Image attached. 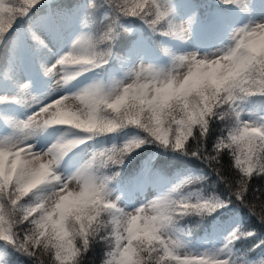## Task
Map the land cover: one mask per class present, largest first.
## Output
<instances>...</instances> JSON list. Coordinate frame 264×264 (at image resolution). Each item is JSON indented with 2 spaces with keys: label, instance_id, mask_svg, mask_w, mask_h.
<instances>
[{
  "label": "snow or ice",
  "instance_id": "snow-or-ice-1",
  "mask_svg": "<svg viewBox=\"0 0 264 264\" xmlns=\"http://www.w3.org/2000/svg\"><path fill=\"white\" fill-rule=\"evenodd\" d=\"M221 2L250 10V0ZM177 7L174 0H0V44L12 37L0 105L33 109L26 119L8 121L12 133L0 139V264H15L14 253L32 264H84L97 245L105 247L101 264H264V256L253 260L239 252L236 242L256 232L229 207H246L264 225V204L257 212L246 194L253 173L264 175V53L251 43L264 32V21L234 27L229 42L214 52L177 53L161 43L166 67L144 61L151 53L142 40L127 52L116 50L136 20L154 35L187 41L197 14L177 20ZM113 60L126 68L120 78L62 91L88 73L106 72ZM37 69L54 82V91L43 97L30 94ZM50 128L66 131L39 148L32 141ZM125 130L136 134L94 151L70 175L60 171L81 145ZM149 144L202 160L217 184L228 183L219 171L228 156L238 183L226 188V196L191 191L208 176L189 175L127 211L113 198L106 170L122 167ZM255 199H264V188L253 193ZM216 213L231 227L223 248L190 250L184 240L190 232L178 222L185 216L202 222Z\"/></svg>",
  "mask_w": 264,
  "mask_h": 264
},
{
  "label": "trees",
  "instance_id": "trees-1",
  "mask_svg": "<svg viewBox=\"0 0 264 264\" xmlns=\"http://www.w3.org/2000/svg\"><path fill=\"white\" fill-rule=\"evenodd\" d=\"M260 100H264V97H261ZM214 139V137H213ZM189 143H192L189 140ZM211 143V141H210ZM209 151L211 148L209 147ZM183 158H189L190 162L196 166V168L202 173L208 176V180L204 181L200 184V188L206 191H215L217 195L226 196L227 195V187L231 184L238 183L239 175L237 171L232 166L231 160L228 156L224 157L222 160L223 167L219 169L220 172L224 174V179L228 181L227 184H217L216 177L212 170L208 168V166L202 161L193 156L183 155ZM264 188V175H259L257 173H253L250 182L248 192L246 193L249 197L250 201H253L255 210L257 212L260 211L261 205L264 204V199H255L253 200V193H256L257 189ZM258 195V194H257ZM235 206V205H233ZM236 208V206H235ZM241 216L242 224L248 231H255L256 235L252 237H248L246 239H242L238 241L237 247L243 248L248 251L253 248L257 243H261L260 250H264V243H262L263 239H260L261 236L264 235V225L260 224L255 216L250 215L248 209L246 207L240 206L236 208ZM104 245H97L92 248L89 253L84 257V264H101L104 257ZM32 263V262H30Z\"/></svg>",
  "mask_w": 264,
  "mask_h": 264
},
{
  "label": "rangeland",
  "instance_id": "rangeland-1",
  "mask_svg": "<svg viewBox=\"0 0 264 264\" xmlns=\"http://www.w3.org/2000/svg\"><path fill=\"white\" fill-rule=\"evenodd\" d=\"M261 1H262V0H254V1L251 3V5H253V8H254L252 14H255V13H256V9L260 8L259 3H260ZM243 11H244V10H243ZM178 13H179V15H181L183 12H182V11H179ZM255 20H256V21H249V22L264 21V14H262L261 16H255ZM249 22H247V23H249ZM224 44H226V43H224ZM221 46H222V44L217 45V46L215 47V50H216V48H219V47H221ZM215 50H214V51H215ZM214 51H213V52H214ZM39 74H40L44 79H46V80H51L50 78L45 77V76L43 75V73L39 72ZM122 75H123V73H122L121 75H119V76H115V78H120ZM51 81H52V80H51ZM66 93H67V92H66ZM17 105H18V104H17ZM1 107H2V105H1ZM1 107H0V111L3 112V110H1ZM20 110H21V109H20ZM30 114H31V113H30ZM30 114H29V113L23 114L22 116H19L17 120L26 119L27 116L30 115ZM15 115L17 116L16 113H15ZM12 117H15L13 113H11V114H6V113H5V114H4L5 123L7 124L8 121H11V118H12ZM8 135H10V134H8ZM8 135L3 136V138L6 137V136H8ZM0 139H2V138H0ZM36 140H37V138H36L35 140H33L32 142L36 143ZM48 146H49V145L44 146V149H46ZM143 204H145V202L140 201V202L137 203L136 206H134V207H130V208H128V207H127L128 205H127V206H125L124 208H125V210L130 211V210H133V208H136V207H138V206H140V205H143ZM179 227H180V226H179ZM180 228H181V229H184L183 227H180ZM228 231H231V227H229V226L227 225L226 228H225V233H224L223 235H218V236H216V237L214 238V240H213V244H212V245H209L208 242H201V241H200V242H197V241H195V240L193 239V237H192L191 235H187L186 237H184V240H185L186 244L188 245L189 249L192 250V251H195V252H197V253H199V252H204V251H219L221 248H223L224 243L226 242V241H225V237H226ZM212 233L217 234L218 232H215V231L212 229ZM225 255H227V253H225Z\"/></svg>",
  "mask_w": 264,
  "mask_h": 264
},
{
  "label": "clouds",
  "instance_id": "clouds-1",
  "mask_svg": "<svg viewBox=\"0 0 264 264\" xmlns=\"http://www.w3.org/2000/svg\"><path fill=\"white\" fill-rule=\"evenodd\" d=\"M191 34H189V39L191 38ZM252 46L259 49L262 53H264V32H261L257 34L256 36L252 37ZM112 175V182L115 181L119 175L120 171H115L114 173H111ZM257 264H259V261H257Z\"/></svg>",
  "mask_w": 264,
  "mask_h": 264
}]
</instances>
